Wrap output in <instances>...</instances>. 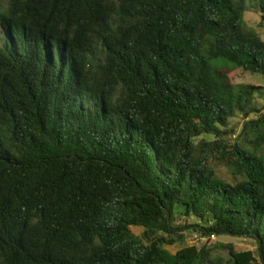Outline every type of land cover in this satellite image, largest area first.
<instances>
[{
    "label": "trees",
    "instance_id": "16d2710c",
    "mask_svg": "<svg viewBox=\"0 0 264 264\" xmlns=\"http://www.w3.org/2000/svg\"><path fill=\"white\" fill-rule=\"evenodd\" d=\"M246 4L0 3V264H264V86L222 72L264 77Z\"/></svg>",
    "mask_w": 264,
    "mask_h": 264
},
{
    "label": "rangeland",
    "instance_id": "374dc122",
    "mask_svg": "<svg viewBox=\"0 0 264 264\" xmlns=\"http://www.w3.org/2000/svg\"><path fill=\"white\" fill-rule=\"evenodd\" d=\"M7 0H0V3H5ZM246 10L243 14V22L247 25L248 28L259 33L262 40H264V26L258 27V15L256 10L252 9V4L250 0H246ZM222 72H224L229 82L231 83H250L253 85H262L264 86V77L258 73H250L243 71L240 68H232L228 65L223 66ZM243 119L239 114H236L229 120V128L232 129V132L227 136L229 142H235L238 140L237 134L239 133L240 127L242 125ZM216 166V165H215ZM216 173L218 176L223 178L228 182H232V178L230 177L229 173L226 169L222 166H216ZM130 230L134 234H141L143 228L140 226H132ZM194 233L188 232L184 236L183 241L177 243L176 245H165L164 247L171 253H174L179 248L187 245H198L201 243ZM208 245L213 248V255L220 256L222 258L227 257V252L222 249L215 248L216 244H231L233 245L236 251H247L253 250L254 245L250 240L231 237V236H219V237H210L208 240Z\"/></svg>",
    "mask_w": 264,
    "mask_h": 264
},
{
    "label": "built area",
    "instance_id": "2783aa9c",
    "mask_svg": "<svg viewBox=\"0 0 264 264\" xmlns=\"http://www.w3.org/2000/svg\"><path fill=\"white\" fill-rule=\"evenodd\" d=\"M211 237L213 238L214 236H213V235H211Z\"/></svg>",
    "mask_w": 264,
    "mask_h": 264
}]
</instances>
